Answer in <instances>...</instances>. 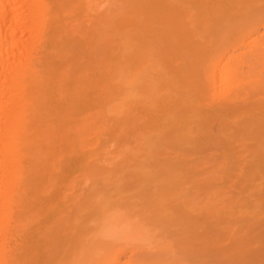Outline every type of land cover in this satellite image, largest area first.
Masks as SVG:
<instances>
[{
  "label": "bare ground",
  "instance_id": "bare-ground-1",
  "mask_svg": "<svg viewBox=\"0 0 264 264\" xmlns=\"http://www.w3.org/2000/svg\"><path fill=\"white\" fill-rule=\"evenodd\" d=\"M216 1L190 0L184 10L165 0H0V264H123L126 250L133 253L129 264H205L171 253L173 246L188 251L181 235L165 232L169 242L154 251L125 239L127 227L136 231L141 226L124 225L125 215L106 216L97 191L88 193L82 185L106 175L114 183L116 175L131 168L122 156L145 152L152 135L175 149L207 135L212 120H217L218 134L230 131L232 123L252 134L254 125L264 121V42L252 38L264 27V0H246V7L237 10L241 19L258 20L253 29L234 33L232 39L199 44L178 28L183 15L192 11L197 16L190 19L197 20L203 13L224 11V6H214L242 0ZM204 20L201 24L209 21ZM175 29L184 45L173 50L179 61L174 79H193L175 92L186 102L184 116H195L197 125L188 128L184 116L175 125L172 115L163 124L166 129L155 131L161 120L156 108L145 107L149 116L142 120L133 107L147 99L153 104L159 93L165 106L179 99L174 91L158 90L159 81L167 80L161 71L171 54L153 50ZM155 36L159 39L152 45L149 40ZM144 40L149 45L142 52L139 44ZM112 82L118 99L109 89ZM108 113L117 116L113 125ZM99 139L105 141V157L96 159L103 168L95 175L91 163ZM112 152L118 157L106 156ZM140 168L135 166L134 177L143 181L146 174ZM160 171L165 173L163 183L179 184L176 164ZM178 200L183 214L196 212L197 205L184 195ZM159 202L134 200L124 207H140L139 213L156 209ZM91 204L102 211L93 221L84 217ZM169 204L161 202L147 217L163 222ZM209 205L200 210L214 216ZM220 210L207 230L229 236L231 259L223 264H256L255 250L264 257V228L253 229V216L240 200H225Z\"/></svg>",
  "mask_w": 264,
  "mask_h": 264
},
{
  "label": "rangeland",
  "instance_id": "rangeland-1",
  "mask_svg": "<svg viewBox=\"0 0 264 264\" xmlns=\"http://www.w3.org/2000/svg\"><path fill=\"white\" fill-rule=\"evenodd\" d=\"M165 1L168 5H180L184 7V10L190 7V0ZM213 1L215 3L218 2L216 0ZM246 3V0H242L239 4L235 2H226L219 6H214V9L224 6L222 8L224 11L218 15L208 16L206 13H203L197 20L190 19V16L193 15L195 19V16H197L196 11H192L186 16L182 14V21L184 23L180 24L178 28L185 35H194L195 40H197L199 44L202 43L200 41L204 42L205 40L222 38L232 39L234 33L244 35L254 28L258 20L249 16L241 19L242 17L237 13V10L245 8L247 5ZM233 6L236 8H232ZM201 18H203V20L209 19V21L201 24ZM205 27H207V33L203 34L202 30ZM179 34L180 32L175 29V33H172L170 37L166 39L162 38L159 40L158 42L160 43H157V47L153 49L155 54L157 51L159 52L160 49L166 54H171L168 56L170 57V62L163 66L164 69L161 71L167 80L159 81L160 86L158 90H162L164 93L172 91V94H179V99L177 98L178 100H176V102H169V104L165 106L159 100V93L153 100V104L152 102L149 103L147 99L133 107V114L142 120L149 116L145 107L151 106L156 108L158 111L156 119L159 118L161 120L157 123L155 131L166 129H163V124L168 122V117L171 118L172 115H174L171 119H175V123H172L176 125L184 120L181 116L186 115V110H183L186 102L181 98V93L175 91L186 83H191L193 79L188 77H185L184 80L178 78L179 81L174 79L173 73L176 71L179 61H177V58L172 56V54L184 45L179 39ZM252 38H257L261 42H264V27L260 26L259 31L254 32ZM155 39H159V36H155L154 39L149 40L152 45ZM195 42L196 41L192 39V44H190L192 48ZM147 43L149 45V42L144 40L139 44L141 45L142 52L146 51ZM243 51V49H240L239 53ZM144 65H146V63ZM228 67H231L230 64H228ZM256 78L258 77L256 76ZM109 89L112 91V94H114V99H118V89L115 86V82L110 84ZM173 91L175 93H173ZM142 99L144 98L142 97ZM115 103H117V100ZM98 107L101 108V105ZM190 116L191 115H188V118L184 116L186 118L185 120L189 123L187 127L194 128L197 125V118L195 116ZM107 118L108 124L113 125L117 116L108 113ZM259 123L254 125L255 128H253L254 132H252V134L243 132L242 130L245 127L239 126L240 124L238 125V123L229 124L230 127H232L230 131L218 134L216 132V127L218 126L217 120H212L210 126H207L205 129L207 135L197 137L187 145L175 149L164 147L163 141L158 143V138L152 135L146 140L148 146L145 148L147 149L145 152L136 153L132 150L130 154L122 156L124 163L130 165L131 168L116 175V181H114V183L110 181L111 176L106 175L103 179L91 180V182L86 185L87 188L85 185H82V190L85 191L89 189L88 193L97 191L100 196L99 198H102L103 206L107 208L106 216L111 215L115 217L125 215V218H123L124 225L135 223V226H141L140 229L136 231H130L128 230L129 227H127L125 233H122V236L125 239H132L146 250L154 251L160 249L162 247L161 245L166 241L164 233L168 232L177 236L181 235L183 239L185 238L186 244H189L187 246L188 251L184 253H181L180 249L175 246L171 248V253L178 255V257L191 258L189 262L193 260L194 262L202 261L205 264L226 263L231 259L229 258L230 254L228 252L229 236L223 233L219 234V236H213L209 234L207 230L209 223L213 224L214 217L217 218L219 214L223 212V210H220L223 201L228 199L240 200V204L244 206V210L253 216L255 222L253 229L258 230V227L264 228V121L260 122L259 120ZM95 142L91 167L94 174L98 175L103 167L96 159L105 157L103 151L105 148V141L99 139ZM129 147L134 149L133 144ZM106 156L118 157L115 152L109 153ZM168 164H176L178 167V185H168L162 181L165 179V173H162L160 168ZM137 165H141L140 171L146 174L143 181H139L137 177H134L136 174L134 168ZM180 195H184L185 199L192 205H197L195 213L183 214V212L180 211L179 201L181 200H178ZM149 199L154 202L157 200L160 201V204L156 205V209L161 208V202L165 200L171 202V204L168 205L169 210L166 212L169 215L163 222L156 220L155 217H147L149 213L151 214V211L156 210L154 208H150L146 211L141 209L143 211L137 213L140 207H124V204L128 203L129 205L134 200H137L138 203ZM200 201H203V203L199 205ZM206 203L211 204L209 206L213 208L212 213L214 216L210 215L208 210L204 212L200 210L202 205ZM101 212L99 206L91 204L85 211L84 217L85 219H91L93 221L97 219V216ZM92 221L88 223L89 226L94 225L95 222ZM186 231L187 234H183ZM189 235L191 236L189 237ZM261 241L262 240L259 242ZM166 242H169V240ZM171 245H173V243ZM194 250L198 253H195ZM255 252V260L257 259L256 257H259V259L254 263L261 264L264 262V257L261 258V254L259 255L258 253L259 249L258 251L255 250ZM191 254L195 255L192 256ZM132 256L133 253L131 251H124L121 255L123 264H129L128 259ZM210 260L212 261L210 262Z\"/></svg>",
  "mask_w": 264,
  "mask_h": 264
}]
</instances>
